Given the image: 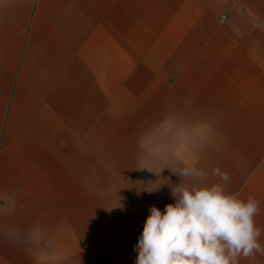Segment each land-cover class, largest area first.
<instances>
[{
	"label": "crops",
	"instance_id": "crops-1",
	"mask_svg": "<svg viewBox=\"0 0 264 264\" xmlns=\"http://www.w3.org/2000/svg\"><path fill=\"white\" fill-rule=\"evenodd\" d=\"M217 167L264 229V0H0V264H135Z\"/></svg>",
	"mask_w": 264,
	"mask_h": 264
},
{
	"label": "clouds",
	"instance_id": "clouds-1",
	"mask_svg": "<svg viewBox=\"0 0 264 264\" xmlns=\"http://www.w3.org/2000/svg\"><path fill=\"white\" fill-rule=\"evenodd\" d=\"M212 174L220 182L172 186L175 204L163 212L155 206L149 209L135 264H239L241 257L255 260L257 253L264 254L259 241L264 229L255 223L260 201L229 192L228 172L217 167ZM179 175L207 180L196 167ZM160 184L150 182L146 190H158Z\"/></svg>",
	"mask_w": 264,
	"mask_h": 264
},
{
	"label": "built area",
	"instance_id": "built-area-1",
	"mask_svg": "<svg viewBox=\"0 0 264 264\" xmlns=\"http://www.w3.org/2000/svg\"><path fill=\"white\" fill-rule=\"evenodd\" d=\"M226 20V16H223L222 21L224 22Z\"/></svg>",
	"mask_w": 264,
	"mask_h": 264
}]
</instances>
